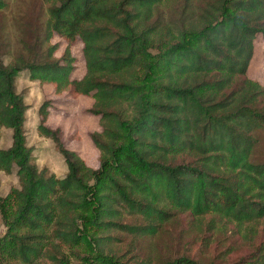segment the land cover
I'll return each mask as SVG.
<instances>
[{"label":"trees","instance_id":"1","mask_svg":"<svg viewBox=\"0 0 264 264\" xmlns=\"http://www.w3.org/2000/svg\"><path fill=\"white\" fill-rule=\"evenodd\" d=\"M43 1L48 16L32 46L6 62L0 37V140L11 131L0 190L2 172L19 182L8 198L0 192V264H68L65 249L87 244V229L86 264H216L159 250L182 222L208 244L229 230L239 237L249 252L230 264H264V88L248 76L264 0ZM55 36L68 44L60 58ZM78 40L86 74L73 79ZM24 74L58 96L93 98L99 169L47 126L50 101L38 131L67 173L35 163L17 91Z\"/></svg>","mask_w":264,"mask_h":264},{"label":"rangeland","instance_id":"2","mask_svg":"<svg viewBox=\"0 0 264 264\" xmlns=\"http://www.w3.org/2000/svg\"><path fill=\"white\" fill-rule=\"evenodd\" d=\"M8 8L0 12V37L6 43L5 61H10V54H16L20 49L32 46L36 36L41 33L47 19V6L43 0H6ZM52 44H59L56 57L64 54L68 44L55 36ZM72 54L76 59L73 79H81L86 74V63L83 55V44L78 40L72 47ZM248 76L264 88V39L258 35L255 40V54L248 70ZM234 85V84H231ZM224 88V84H216L213 93ZM17 91L25 96L29 106L27 112L26 132L28 145L34 149V161L40 169L47 168L57 177L64 176L66 165L57 151L55 144L41 135L38 131L41 118L39 109L46 101L51 102L50 116L47 126L61 128L65 146L79 153L85 163L94 169L101 166L100 151L93 144L90 135L101 132L100 119L92 115L89 110L94 102L91 97L80 96L72 98L67 93L58 96L54 87L48 83L32 81L27 75L17 79ZM11 145V131L2 130L0 147L8 148ZM1 195L8 198L12 191L19 187L16 171L12 174L1 173ZM10 212L17 210L15 201L9 202ZM169 234L159 245L165 255L190 256L197 260L215 262L216 264H230L249 252L248 247L230 230L219 234L208 243L194 232L189 233L185 222L170 225ZM88 232L87 244L77 249H65L69 259L68 264H86L80 256L87 255L91 248L88 245L91 231ZM85 231V233H86ZM8 232V225L4 220L0 222V239ZM168 246L170 249H168ZM169 251V252H167ZM14 264H18L16 261ZM58 264V263H49Z\"/></svg>","mask_w":264,"mask_h":264}]
</instances>
